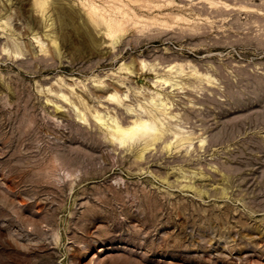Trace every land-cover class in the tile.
Masks as SVG:
<instances>
[{"label":"rangeland","instance_id":"rangeland-1","mask_svg":"<svg viewBox=\"0 0 264 264\" xmlns=\"http://www.w3.org/2000/svg\"><path fill=\"white\" fill-rule=\"evenodd\" d=\"M0 264H264V0H0Z\"/></svg>","mask_w":264,"mask_h":264},{"label":"bare ground","instance_id":"bare-ground-1","mask_svg":"<svg viewBox=\"0 0 264 264\" xmlns=\"http://www.w3.org/2000/svg\"><path fill=\"white\" fill-rule=\"evenodd\" d=\"M108 24V23H107ZM110 26V28H112L113 26H114V24H110L109 25ZM204 30V29H203ZM206 31V30H205ZM110 35H114V31H111V33H110ZM182 65V64H181ZM169 69H172L173 68V66H170V67H168ZM168 69V70H169ZM178 74L179 73H171V72H166V73H164V74H159L160 76L159 77H157V78H154L153 80H152V82H153V85L155 86V87H160V88H167V87H174V82L175 81H178L177 80V76H178ZM184 75V74H183ZM191 76V78H192V80H189V81H187V83H189V85H192L193 86V81H195V82H198V81H204V80H206L207 82L209 81V82H214V77H212V75L211 74H209L208 72L207 73H199V72H194V73H192V74H190ZM182 77V76H181ZM175 88V87H174ZM172 90H174V89H172ZM171 95V94H170ZM169 97V96H168ZM116 98V97H115ZM153 98H154V96H153ZM108 99H110V100H114V97L113 96H110V98H108ZM110 102V101H109ZM112 102H114L118 107H116V108H123V105H124V103H122V99L121 100H114V101H112ZM111 103V102H110ZM162 104V103H161ZM159 109V108H158ZM168 109V108H167ZM153 110V109H152ZM129 111V110H128ZM128 111L127 112H125L126 113V115H127V117L129 116V114L131 113V112H129L128 113ZM140 112V111H139ZM148 112V111H147ZM151 112H153V111H151ZM136 114V113H135ZM131 118V117H130ZM137 118V117H136ZM140 119H137L135 122H134V125L133 126H130V127H128V129H121L120 128V126H118L117 127V129H115L114 131H111V135L113 136V138L115 139V140H120V141H122V140H124V139H126L127 137H136V136H138V137H140V138H152V140L154 141H156V140H160V139H162L163 138V132H160V133H155V134H153V133H150V131H149V129H150V120H147V119H142V117H139ZM150 119V118H149ZM126 121H128V120H126ZM153 121V120H152ZM155 121V120H154ZM153 121V122H154ZM133 122V121H132ZM128 123V122H127ZM121 127H122V125H121ZM123 128V127H122ZM166 129V128H165ZM167 130V129H166ZM169 130V129H168ZM164 132H165V130H164ZM166 133V132H165ZM164 133V134H165ZM184 139V138H183ZM98 140H99V142H101L102 140L100 139V138H98ZM96 141V140H95ZM122 144V143H121Z\"/></svg>","mask_w":264,"mask_h":264}]
</instances>
